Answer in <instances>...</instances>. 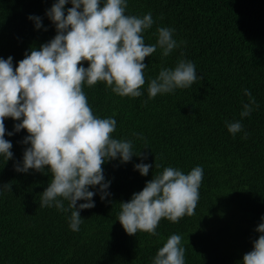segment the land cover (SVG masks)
I'll list each match as a JSON object with an SVG mask.
<instances>
[{
    "label": "trees",
    "instance_id": "16d2710c",
    "mask_svg": "<svg viewBox=\"0 0 264 264\" xmlns=\"http://www.w3.org/2000/svg\"><path fill=\"white\" fill-rule=\"evenodd\" d=\"M54 2L0 0V58L13 57L15 67L26 51L54 37L55 26L45 15ZM127 2V15L152 14L154 23L143 33L147 45L156 43L159 27L173 28V38L183 43L168 57L162 58L158 48L145 58L146 83L140 97H121L104 82L83 90L95 115L117 121L112 137L131 140L133 151L147 158L106 161L102 167L111 195L101 200L97 192L95 206L80 210L83 222L73 232L70 212L40 206L51 173L14 170L27 147L20 143L26 130L6 134L13 159L4 163L0 156V264H152L171 234L182 237L185 264H241L259 235L255 228L264 216V0ZM68 7L70 3L65 10ZM30 15L42 18L41 29ZM178 59L193 62L203 79L149 100L148 81L162 67L173 68ZM83 66H88L86 61ZM244 89L259 107L241 119L242 105L248 102ZM237 120L249 133L247 139H242L243 132H228L226 124ZM4 123L11 132L18 121L6 118ZM141 162L153 164L147 176L134 170ZM169 166L185 174L203 168L195 215L178 223L162 219L159 236L126 234L117 220L120 201H128L152 175ZM4 183H10L12 191L4 189Z\"/></svg>",
    "mask_w": 264,
    "mask_h": 264
},
{
    "label": "clouds",
    "instance_id": "9594fccd",
    "mask_svg": "<svg viewBox=\"0 0 264 264\" xmlns=\"http://www.w3.org/2000/svg\"><path fill=\"white\" fill-rule=\"evenodd\" d=\"M68 3L71 7L65 10ZM127 7V0H56L45 11L55 26L54 37L39 49L26 51L15 67L13 57L0 58V156L4 163L13 159L12 143L5 135L26 130L20 143L27 147L22 161L14 162V170L51 173L40 206L70 212L68 226L73 232H78L83 222L80 210L95 206L93 197L97 192L101 200L111 195L104 163L117 158L127 163L133 156L141 161L147 158L146 153L133 151L131 140L112 137L117 121L93 113L84 86L91 88L104 82L121 97H140L146 83L145 58L158 48L162 58L168 57L183 43L173 38V28L159 27L156 43L147 45L143 33L154 23L151 12L142 17L127 15ZM28 18L34 21L36 29L43 27L41 17ZM85 61L87 67L83 66ZM198 79L203 78L198 77L195 64L178 59L173 68L162 67L148 81V99L187 89ZM243 91L248 102L242 105L241 119L259 107L251 92ZM6 118L18 121L11 132H6ZM226 127L233 136L240 132L242 139L249 136L239 120L228 122ZM134 135L143 139L142 134ZM150 169L153 164L134 165L142 176H147ZM203 176L201 166L187 174L178 168L164 167L145 182L141 191L132 193L128 201H120L117 220L130 236L138 231L159 236L157 228L162 219L178 223L185 216L195 215ZM90 187L96 191L89 190ZM3 188L12 191L10 183H4ZM64 201L68 202L67 207ZM255 231L259 235L252 241V249L242 256L241 264H264V216ZM181 241L179 234L168 236L152 264H185Z\"/></svg>",
    "mask_w": 264,
    "mask_h": 264
}]
</instances>
